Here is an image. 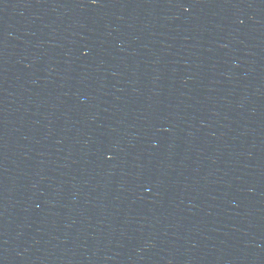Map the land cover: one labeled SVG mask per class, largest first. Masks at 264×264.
Wrapping results in <instances>:
<instances>
[{
	"label": "water",
	"instance_id": "water-1",
	"mask_svg": "<svg viewBox=\"0 0 264 264\" xmlns=\"http://www.w3.org/2000/svg\"><path fill=\"white\" fill-rule=\"evenodd\" d=\"M0 264H264V0H0Z\"/></svg>",
	"mask_w": 264,
	"mask_h": 264
}]
</instances>
